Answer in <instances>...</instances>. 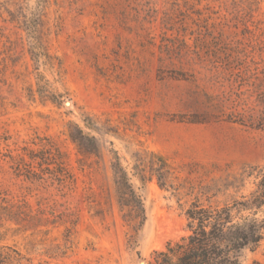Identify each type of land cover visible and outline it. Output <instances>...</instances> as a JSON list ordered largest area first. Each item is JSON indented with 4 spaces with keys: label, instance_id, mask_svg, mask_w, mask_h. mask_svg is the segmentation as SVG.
I'll list each match as a JSON object with an SVG mask.
<instances>
[{
    "label": "rangeland",
    "instance_id": "374dc122",
    "mask_svg": "<svg viewBox=\"0 0 264 264\" xmlns=\"http://www.w3.org/2000/svg\"><path fill=\"white\" fill-rule=\"evenodd\" d=\"M263 171L264 0H0V264H154L192 203L229 205ZM239 261L264 264V241Z\"/></svg>",
    "mask_w": 264,
    "mask_h": 264
},
{
    "label": "trees",
    "instance_id": "16d2710c",
    "mask_svg": "<svg viewBox=\"0 0 264 264\" xmlns=\"http://www.w3.org/2000/svg\"><path fill=\"white\" fill-rule=\"evenodd\" d=\"M76 129L78 133L71 131L70 137L88 155H98L95 138L85 135L78 127ZM159 161L160 164L156 163L152 168L157 174L160 187L165 189L169 186L171 173L166 160L160 157ZM48 162L42 165L54 164L58 167L57 170L63 171L61 162ZM165 169L168 170L164 171ZM112 170L123 217L140 230L147 221L144 200L133 188L118 157L112 164ZM33 172L31 174H35ZM50 174L51 177L59 176L56 170H52ZM144 180L147 179L144 177ZM263 208L264 171L253 192L229 205L213 207L199 202L192 203L186 211L188 234L178 241L168 242L165 251L156 253L154 264H239L242 251L256 250L264 241V218L259 216Z\"/></svg>",
    "mask_w": 264,
    "mask_h": 264
}]
</instances>
